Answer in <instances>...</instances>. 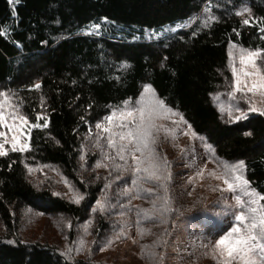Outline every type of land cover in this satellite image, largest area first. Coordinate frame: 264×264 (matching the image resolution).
Here are the masks:
<instances>
[{"label":"trees","instance_id":"16d2710c","mask_svg":"<svg viewBox=\"0 0 264 264\" xmlns=\"http://www.w3.org/2000/svg\"><path fill=\"white\" fill-rule=\"evenodd\" d=\"M189 20L173 34L150 36ZM262 20L264 0H0V90L14 93L30 124L41 125L28 151L0 156V264H101L73 253L66 260L48 242L22 240L18 218L31 207L73 223L87 219L110 178L81 171L89 130L125 100L139 99L145 84L220 159L244 160L250 188L264 195V116L225 123L212 101L228 75L231 44L264 52ZM102 24L110 27L101 35L85 33ZM96 159L89 157L90 167ZM33 165L61 168L83 195L80 204L37 189L27 174Z\"/></svg>","mask_w":264,"mask_h":264},{"label":"rangeland","instance_id":"374dc122","mask_svg":"<svg viewBox=\"0 0 264 264\" xmlns=\"http://www.w3.org/2000/svg\"><path fill=\"white\" fill-rule=\"evenodd\" d=\"M241 15L249 20L251 13L242 11ZM189 23L190 20L175 26H167L160 32H151L150 36L154 39L170 35ZM108 25H99V28L95 30L91 26L85 33L101 35L109 29L110 26ZM240 49L241 47L234 44L229 46L228 56L230 52L232 56H229L228 75L225 77L221 89L212 97L214 107L225 123L238 122L230 120L228 116L227 109L230 105L238 104L242 110H246L248 107L245 101L240 99L241 93L235 94V100L228 95L234 84L231 66H235L238 72L242 67L239 62ZM262 58H264L263 51H261V57L257 58V65L264 71V64L261 63ZM247 97L251 98L257 106L264 104V98L258 94L253 96L252 93H247ZM10 102L17 106L13 98ZM221 107L225 109L223 113L220 111ZM4 111L8 123H14L20 129V132L15 134L20 135L21 141L26 140L29 143L33 128L29 131L31 124L28 119V124L21 125L19 120L13 121L7 115L11 109L6 107ZM112 112L109 115H112ZM251 113L246 112V116ZM18 114L24 115L19 107ZM236 114L238 113H234V115ZM178 119L179 117H171L157 121L158 124L163 125V128L158 133L156 150L171 162L169 196L172 200L171 208L173 211L165 216L166 222L147 220L137 216L138 209L151 208L152 196L142 193L138 201L134 199V194L121 195L123 189L131 186L130 172L119 173L113 169L110 161L103 159L101 150L95 146L98 134L104 150L111 155H114V152L107 148L105 141L107 133H102V130L97 129L95 125L90 128L88 136L90 138L83 145V159H81L80 168L84 174L86 172L97 175L109 174L110 178L106 184H110V187L106 189L104 186L103 195L99 197V200L103 202L106 195L110 206L106 207L103 212L91 210L87 219L79 223H73L64 214L43 212L31 207L24 208L20 211L18 218V237L24 241L48 242L61 252L71 247L74 255L90 258L101 264H217V261L211 256L210 246L223 234L218 232V229L228 224V220L223 219V205L225 203L235 205V195L241 196L245 201L249 198L240 190L235 193L227 191V186L223 184L222 180H216L209 175L213 171L222 172L224 163L232 165L238 161L227 162L220 159L205 137L203 142L192 137L191 131L188 130V123L173 124V120ZM101 122L107 124L104 119ZM165 128L173 131L166 132L164 131ZM191 130H193L192 127ZM0 131L5 133L4 137H0V142L9 141L4 144L8 152L11 150L10 141L14 132L9 131L6 126H0ZM205 144L210 148L205 147ZM93 155L97 157V161L107 163L109 167H96L97 161L93 167H90L89 157ZM137 155L139 154L137 153ZM116 163L123 162L117 159ZM129 164H131L130 160ZM30 168L32 169L31 172L29 171ZM201 169H203L202 177L197 175ZM27 174L29 181L37 189L60 193L59 197L74 203L73 191L70 190L69 186L73 190L78 189L64 175L61 168L55 165L27 166ZM118 174L121 176L119 180L116 179ZM237 174L243 175L245 178L244 169L238 170ZM141 187L156 190L152 182H141ZM93 208H96V204ZM236 210L238 211L239 208L237 207ZM218 213L220 215H217ZM231 219L232 217H229V220ZM101 221L107 226L102 235L97 232ZM137 222H139L140 228L144 230L143 235L138 232ZM68 224L71 227H68ZM85 228H87V233ZM121 230L123 234H121ZM3 231L4 227L0 222V235ZM81 237L86 243L84 250L77 252L76 249L80 247L78 241ZM108 239H111L112 243L105 247L104 251H100L101 242ZM161 255L164 257L163 260L160 259Z\"/></svg>","mask_w":264,"mask_h":264},{"label":"snow or ice","instance_id":"6c2138e0","mask_svg":"<svg viewBox=\"0 0 264 264\" xmlns=\"http://www.w3.org/2000/svg\"><path fill=\"white\" fill-rule=\"evenodd\" d=\"M9 2L11 3L13 0H9ZM243 11L250 12L246 7ZM239 14L240 12H237V15ZM104 19L106 20L107 18ZM261 22H264V20ZM242 23L248 24L249 20L245 19ZM205 24L207 25V22ZM98 28L99 25L92 26L93 30ZM261 31L264 32V28H261ZM0 34H3V32L0 31ZM239 51V62L242 67L238 72L235 66H231L234 84L228 95L235 100V94L241 93L240 99H243L248 107L246 110H242L238 104L230 105L227 113L232 121L246 119V112L259 113L264 116V104L257 106L251 98L247 97V93H252L253 96L258 94L261 98H264V71L257 65V58L261 57L262 50L253 51L241 48ZM229 56H232L231 52ZM261 63L264 64V58L261 59ZM33 87L38 89L40 85L36 84ZM142 87L143 92L140 94L139 99L131 104L129 100H125L122 108L114 109L112 115L104 117V120L107 121L106 125L103 122L96 124L97 129H101L102 133H107L105 138L106 145L108 149L114 152V155L104 150V146L100 143L99 134L95 146L101 150L103 159L111 162L113 169L119 173L130 172L131 186L123 189L121 195L146 193L153 197L150 201L151 208L138 209L137 216L147 220L166 222L164 220L165 216L173 211L171 208L172 200L169 196L171 162L167 160L166 156H161L156 150L158 133L163 128V125L158 124L157 121L171 117H179L178 120H173V124H187V121L184 120V117L179 112L168 107L163 99L157 97L155 90L150 85L145 84ZM14 96V93L10 95L0 91V126H6L9 131L14 132L10 141L11 150L23 152L28 150L30 145L26 140L21 141L20 135L15 134L19 133L20 129L16 124L8 123L6 112L4 111L6 107L11 109L7 113L11 120H19L21 125L28 124L27 118L22 114H18L19 106H14L10 102ZM220 111L223 113L225 109L221 107ZM234 113L238 114L234 115ZM37 119L39 120L40 117L37 116ZM116 121L119 122L117 123ZM38 127H41V125L31 124L29 131L31 128ZM188 130L191 131L193 138L199 139L201 142L204 141V137L191 130V125H188ZM164 131L173 130L165 128ZM245 135H250V133H245ZM4 136L5 133L0 131V137ZM8 142V140L0 142V156L7 154L4 144ZM205 147L210 148L206 144ZM117 159L123 163H116ZM129 160L131 164H129ZM96 167L107 168L109 165L97 161ZM244 168V160H239L232 165L224 163L223 171L220 173L215 171L209 173L216 180H222L223 184L227 186V191L235 193L240 190L249 198L245 201L241 196L235 195V205H228L227 203L223 205V219L228 220V224L218 229V232L223 234L210 246L211 256L217 261V264H264V204L260 203V201H264V195L251 189L249 187L250 181L245 179L243 175L237 174L238 170ZM29 171L31 172L32 169L30 168ZM197 175L202 177L203 169L198 171ZM120 178L121 176L118 174L116 179L119 180ZM144 181L154 183L156 190L143 189L141 182ZM69 187L73 191V202L79 204L84 198L83 195L78 190H73L71 186ZM109 187L110 184H105L106 189ZM52 194L60 195L57 192ZM109 206L105 195L103 202L97 199L96 208H93L92 211L99 210L103 212ZM237 207L239 208L238 211L236 210ZM217 215H220V213ZM229 217H232V219L229 220ZM67 226L71 227L70 224ZM137 228L138 232L143 235L144 230L140 228L139 222H137ZM85 232L87 233V228H85ZM121 234H123L122 230ZM9 243L13 242L10 241ZM78 243L80 247L76 251L81 252L84 250L86 242L81 237ZM111 243V239L101 242L99 250L104 251L105 247ZM71 253L72 248L68 247L61 252V256L66 260H70ZM160 259H164L163 255H161Z\"/></svg>","mask_w":264,"mask_h":264}]
</instances>
